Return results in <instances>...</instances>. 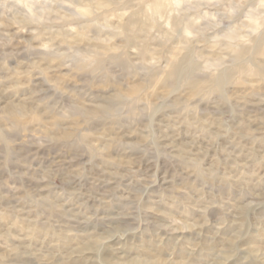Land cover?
<instances>
[{"label":"clouds","instance_id":"9594fccd","mask_svg":"<svg viewBox=\"0 0 264 264\" xmlns=\"http://www.w3.org/2000/svg\"><path fill=\"white\" fill-rule=\"evenodd\" d=\"M0 264H264V0H0Z\"/></svg>","mask_w":264,"mask_h":264}]
</instances>
